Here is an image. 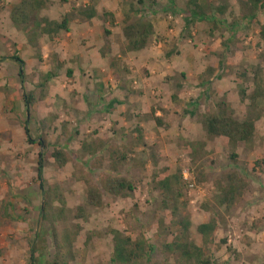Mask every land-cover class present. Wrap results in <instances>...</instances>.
Listing matches in <instances>:
<instances>
[{"label": "rangeland", "instance_id": "rangeland-1", "mask_svg": "<svg viewBox=\"0 0 264 264\" xmlns=\"http://www.w3.org/2000/svg\"><path fill=\"white\" fill-rule=\"evenodd\" d=\"M110 1L116 7L118 0ZM129 1L137 11L119 26L147 23L152 30L140 51L128 45L125 26L117 37V25L108 24L113 19L117 24L118 14L107 0H41L43 6L32 12L28 6L35 0H0V264H27L31 247L35 264H115L113 231L132 241L143 237L153 250L150 264H178L179 254L164 246L180 233L185 217L189 239L215 264H263L264 99L250 97L252 71L264 69L259 38L264 7L254 10L247 0H199L208 17L226 24L198 22L187 30L184 14L192 0ZM21 5L25 15L14 16ZM91 5L108 24L101 27V50L91 39L73 56L69 34L43 33L50 19L81 27ZM119 10H126L125 4ZM118 92L121 105L102 111L109 98L118 100ZM101 94V111L94 116L74 112L71 100L80 98L91 109ZM24 96L35 100L29 114ZM196 100L197 116H185V103ZM217 113L253 121L250 142L233 146L208 137L203 119ZM115 148L125 156L118 176L135 191L124 199L103 192L102 206L91 207L83 177L98 186L101 175L111 174L108 150ZM55 150L71 158L62 169L52 157ZM40 153L49 198L45 215L37 178ZM164 171L179 179L168 200L156 185ZM232 172L247 186L227 208L220 187ZM212 219L217 227L205 245L197 228ZM59 244L66 250L57 263Z\"/></svg>", "mask_w": 264, "mask_h": 264}, {"label": "trees", "instance_id": "trees-1", "mask_svg": "<svg viewBox=\"0 0 264 264\" xmlns=\"http://www.w3.org/2000/svg\"><path fill=\"white\" fill-rule=\"evenodd\" d=\"M91 3H94V0H89ZM248 3L253 5L254 10L258 8L264 7V0H247ZM27 2V1H26ZM24 2L23 5H28V3ZM36 4L31 3L28 7H31L32 11L41 8L43 6V2L41 0H35ZM174 2L171 3V8H174ZM190 8H188L184 14V24L185 28L188 30L190 26L194 25L198 22H208V23H216V25L226 23L223 21L217 22L214 17H208L205 13L204 6H201L199 0H192L190 2ZM27 9V8H26ZM25 8L17 7L14 10V16H22V11L26 10ZM219 12L220 8L216 9ZM95 6L91 5L86 9L85 17L90 20L96 15ZM214 12V11H213ZM223 13V11H221ZM216 13V11L214 12ZM14 18L15 21H18ZM28 18V17H27ZM26 18V20H27ZM26 23V22H24ZM45 29L43 28V33L47 34H55L59 31H67L68 20L65 19L63 23L58 24L57 22H44ZM124 35L127 40L128 45L132 48V50L140 51L145 49L148 40L152 36L151 26L147 23L143 24H129L124 29ZM259 38L264 44V26H261ZM264 58V52H263ZM16 62L21 63L20 59L15 57L13 58ZM253 73V93L251 95L252 101H258L264 99V69L260 67H255L252 71ZM22 75L20 74V77ZM49 78L45 77V83L48 82ZM204 85V84H202ZM25 106L27 109V113H30L29 107L35 101L33 97H30L28 100L26 96ZM221 106V105H220ZM187 114V112H185ZM193 117V114H191ZM158 121V120H156ZM27 123V122H26ZM203 123L205 126V132L210 138H220L222 140H226L236 146L239 143L250 142V139L253 137L255 131V123L253 121H243L239 122L227 117L223 113H217L214 115H208L204 117ZM25 125L24 132L27 137V141L29 144H32L30 140V132ZM83 149H86L84 146ZM87 152V151H86ZM98 153V152H96ZM92 154V153H91ZM109 158L112 161L110 172L111 174L101 175L98 179V186H93L91 184L90 178L83 177V181L87 186V204L91 207L100 208L103 204V192L114 196L116 198H127L129 194L135 191V187L131 182L126 180L125 178H121L118 176L120 163L125 161V156L122 152H119V148L108 150ZM53 159L57 166L62 169L64 168L70 161L71 158L65 154V152L61 150H55L53 155ZM117 158V159H116ZM232 159L236 158L235 154H232ZM101 160L97 161V165L101 166ZM43 170H44V158L43 153L39 154V160L37 163V178L40 182V189L44 197L45 208L42 211V214L45 215L48 209V194L45 191L44 180H43ZM164 176H157V187L161 193H163L162 197L165 199H170L174 197V188H173V180H175V184H179V179L177 177H170L167 174V171L163 172ZM159 179V180H158ZM247 186V182L245 179L241 178L239 174L236 172H232L226 176L225 185L220 187L221 192V203L225 204L227 208H230L234 205V203L243 196V192ZM165 207L166 201L162 202ZM48 205V206H46ZM180 233L176 236V238L172 241V243L164 246L168 252L172 254H179L178 264H215L213 260L204 254L202 248L198 247L191 239H189L191 223L188 217L182 219L179 223ZM216 221L212 219L210 222L206 224H202L198 226L197 232L203 239V244L208 245L212 241L213 234L216 230ZM113 260L115 264H150V254L152 253V248L147 244V242L143 239V237H139L136 241H132L131 238H125L120 232L113 231ZM65 242L68 243V238L65 237ZM65 244V243H64ZM69 244H71L69 242ZM59 253L57 255V263L61 261V258L64 257V252L66 250V246L58 245ZM35 254L33 248L30 249V257L27 264H35ZM63 264H68V262H64ZM264 264V263H263Z\"/></svg>", "mask_w": 264, "mask_h": 264}, {"label": "crops", "instance_id": "crops-1", "mask_svg": "<svg viewBox=\"0 0 264 264\" xmlns=\"http://www.w3.org/2000/svg\"><path fill=\"white\" fill-rule=\"evenodd\" d=\"M108 2H110L111 3V1L110 0H107V3ZM98 4H99V2H98ZM104 4H105V2H104ZM112 4V6L115 4V3H111ZM125 4V7H126V10H119V7L120 6H123ZM100 5V4H99ZM114 8H117V24L115 23V19H113L112 20V22H110V21H108V24L110 25V26H114L115 25V29H116V25H117V37H122V32H120V30H121V28H123L125 25H123V26H119V21L120 22H122V20H125V22H126V19H130L131 18V16L134 14V12H136L137 11V4L134 2V1H129V2H127V0H118V2H117V4H116V7H115V5H114ZM110 9H112V8H110ZM96 11V14H97V16L95 15L93 18H91L90 20H88L87 18V20L86 21H83V22H81L82 24H81V27H75V26H73V28L71 29V27H72V25H67L68 27H67V29H68V31H65L66 32V34L68 35H70V41H72L73 42V45H74V48H75V51H74V53H73V56H76V55H81V52H82V49H83V46H85L86 45V43L89 41V40H91L92 39V41L94 40L96 43H100V45H99V47L98 48H100V50L102 49V45H104L103 43H101V41L100 40H103V41H105V38L103 37L104 36V33H103V31H102V28L103 27H105V26H108V24L107 25H105L106 24V22L103 20V18H102V15L100 14V11L98 10V8H96L95 9ZM107 12H111V10H108ZM112 12H114V11H112ZM83 15H85V13L83 14ZM114 17V16H113ZM116 17V16H115ZM132 19V18H131ZM108 20V19H107ZM50 21H54L53 19H50L49 20V22ZM59 22V21H58ZM112 23V24H111ZM127 23V22H126ZM121 25H122V23H121ZM128 25V24H127ZM102 27V28H101ZM126 27V26H125ZM110 31H111V33H113L112 31L113 30H110V29H108V33H110ZM110 35H112V34H110ZM81 39H80V38ZM77 48V49H76ZM84 52V51H83ZM131 56H132V54H131ZM120 57V56H119ZM132 58V57H131ZM134 58H136L135 57V55H134ZM103 71V73H104V70H102ZM102 73V74H103ZM75 76V75H74ZM103 76H104V74H103ZM105 77V76H104ZM105 78H107V77H105ZM105 78H104V80H105ZM101 97H105L104 95H100V96H97V98H96V100H95V102H96V104H94V108L92 107L91 109H90V107L88 106L89 105V103H87V105L86 104H83V100H81L80 98H77L76 100L74 99V100H71V101H75V103L73 104V108H74V112H77V114H78V116L79 117H89V118H91L92 116H94V114H95V112L97 111H101V107L99 108L97 105H98V102H100V103H102L103 102V99L101 98ZM120 97V98H119ZM102 99V100H101ZM117 99L118 100H116L114 97H112V98H109L108 99V101H107V104H106V106L102 109V111H105L106 113L108 112V110L110 111V109L112 108V107H114L116 104L117 105H121V103H120V101H122V100H124V97L123 96H119V92H118V94H117ZM199 100H200V98H199ZM199 100H196V101H193V102H190V103H185V107H187L185 110H184V115L185 116H189V117H191V118H194L195 116H197V113H198V109H199ZM89 102V101H88ZM116 103V104H115ZM115 104V105H114ZM95 105L97 106V107H95ZM145 108H146V106H145ZM27 111V110H26ZM79 112H80V114H79ZM134 112V111H133ZM185 112H187V114L185 113ZM94 113V114H93ZM142 114H145V115H147L148 113L150 114V111L148 112V111H144V112H141ZM98 114V113H97ZM191 114H193V117L191 116ZM155 117H160V114L159 113H156L155 114ZM80 119V118H79ZM161 122V120H159L158 119V124Z\"/></svg>", "mask_w": 264, "mask_h": 264}]
</instances>
